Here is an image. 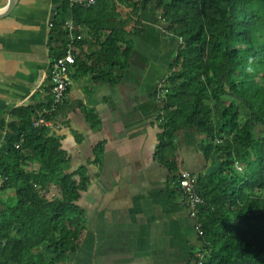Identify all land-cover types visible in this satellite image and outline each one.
I'll return each mask as SVG.
<instances>
[{
  "label": "trees",
  "instance_id": "16d2710c",
  "mask_svg": "<svg viewBox=\"0 0 264 264\" xmlns=\"http://www.w3.org/2000/svg\"><path fill=\"white\" fill-rule=\"evenodd\" d=\"M54 2L53 59L65 53L69 39L63 25L72 17L77 32L86 25L95 38L106 32L96 57L103 76L128 65L133 35L142 28L129 29L126 19L156 2L159 19L181 41L165 81L159 158L175 173L178 193L179 131L196 129L207 160L219 154L223 161L219 172L197 174L204 199L197 220L208 253L196 264H264V129L257 130L264 126V0H98L89 7ZM92 57L81 61L76 52L74 65ZM36 112L13 111L17 120L0 150V171L16 189V202L0 209V264H61L78 248L85 229L78 202L87 178L80 173L78 180L68 171L60 138L48 136L49 128H33ZM53 182L59 193L49 197Z\"/></svg>",
  "mask_w": 264,
  "mask_h": 264
},
{
  "label": "crops",
  "instance_id": "0c3cea01",
  "mask_svg": "<svg viewBox=\"0 0 264 264\" xmlns=\"http://www.w3.org/2000/svg\"><path fill=\"white\" fill-rule=\"evenodd\" d=\"M10 1L0 0V150L17 120L13 111L38 110L51 98L50 23L57 15L54 0H15L8 12ZM126 25L142 29L133 35L128 65L109 76L100 74L96 60L106 32L95 38L87 25L81 27L76 52L81 61L93 57L71 66L73 83L60 107V127L48 134L60 138L68 171L78 180L80 173L87 178L78 202L85 213L84 233L61 264H196L203 251L198 220L158 154L164 134L158 85L170 75L181 41L159 19L156 2ZM200 140L196 129L178 132V172L198 174L213 163L200 150ZM58 193L53 182L47 194ZM1 202H16L15 187L6 185Z\"/></svg>",
  "mask_w": 264,
  "mask_h": 264
},
{
  "label": "built area",
  "instance_id": "2783aa9c",
  "mask_svg": "<svg viewBox=\"0 0 264 264\" xmlns=\"http://www.w3.org/2000/svg\"><path fill=\"white\" fill-rule=\"evenodd\" d=\"M98 0H70L71 6L81 5L89 7L96 4ZM121 6L128 10L124 4ZM53 27V21L50 23ZM67 32L69 39L68 45L65 49V53L56 57L51 62L50 69V95L51 98L48 103L37 110L33 119V128H52L53 126L59 128L60 123L58 121V115L60 107L69 91L73 79L71 77V66L76 62V44L75 41L83 39V34L76 31V22L74 18H68L63 25ZM165 80H162L158 85V97L164 100L166 97L167 88L165 86ZM24 136L16 142V147L19 148L24 142ZM10 178L5 172L0 171V209L2 208L1 195L8 184ZM198 175L188 169H182L179 173L178 188L179 195L185 205L189 208L190 212L197 218L198 206L204 202V199L200 195L197 189ZM197 229L200 236H204L202 225L197 221ZM208 251L203 250L199 257L202 258ZM202 260V259H200Z\"/></svg>",
  "mask_w": 264,
  "mask_h": 264
},
{
  "label": "water",
  "instance_id": "95a60500",
  "mask_svg": "<svg viewBox=\"0 0 264 264\" xmlns=\"http://www.w3.org/2000/svg\"><path fill=\"white\" fill-rule=\"evenodd\" d=\"M15 6V0H11L8 8L6 11L10 12ZM223 161L219 158V154H216L214 158V162L209 164L206 169L204 170V173L207 175H211L214 173H217L220 171Z\"/></svg>",
  "mask_w": 264,
  "mask_h": 264
},
{
  "label": "rangeland",
  "instance_id": "374dc122",
  "mask_svg": "<svg viewBox=\"0 0 264 264\" xmlns=\"http://www.w3.org/2000/svg\"><path fill=\"white\" fill-rule=\"evenodd\" d=\"M262 81L264 82V79H263ZM263 129H264V126H263V125L257 127V130H258V131L263 130Z\"/></svg>",
  "mask_w": 264,
  "mask_h": 264
}]
</instances>
